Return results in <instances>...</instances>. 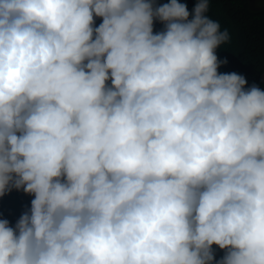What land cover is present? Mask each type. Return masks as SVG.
<instances>
[{"label": "clouds", "instance_id": "9594fccd", "mask_svg": "<svg viewBox=\"0 0 264 264\" xmlns=\"http://www.w3.org/2000/svg\"><path fill=\"white\" fill-rule=\"evenodd\" d=\"M209 7L0 0V264H264V91Z\"/></svg>", "mask_w": 264, "mask_h": 264}, {"label": "trees", "instance_id": "16d2710c", "mask_svg": "<svg viewBox=\"0 0 264 264\" xmlns=\"http://www.w3.org/2000/svg\"><path fill=\"white\" fill-rule=\"evenodd\" d=\"M157 2L163 4L169 0ZM179 2L186 3L191 13L197 0ZM207 15L219 22L221 31L227 29L231 36L228 44L216 50L220 61L227 60V65L221 66L218 73L235 72L246 78V88L255 84L264 91V4L261 0H210ZM101 22L100 18H95L96 26ZM161 29V24H154V32ZM33 198L22 190L0 197V219H7L14 227L21 214L30 209ZM213 248L219 260L224 251L215 245Z\"/></svg>", "mask_w": 264, "mask_h": 264}, {"label": "rangeland", "instance_id": "374dc122", "mask_svg": "<svg viewBox=\"0 0 264 264\" xmlns=\"http://www.w3.org/2000/svg\"><path fill=\"white\" fill-rule=\"evenodd\" d=\"M261 3L264 4V0H261Z\"/></svg>", "mask_w": 264, "mask_h": 264}]
</instances>
